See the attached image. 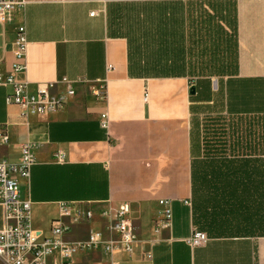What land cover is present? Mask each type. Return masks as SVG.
<instances>
[{"label":"crops","instance_id":"0c3cea01","mask_svg":"<svg viewBox=\"0 0 264 264\" xmlns=\"http://www.w3.org/2000/svg\"><path fill=\"white\" fill-rule=\"evenodd\" d=\"M18 26L25 30L26 68L13 72ZM160 62L179 73H129V66ZM9 74L27 93L55 83L51 92L66 94L61 79L74 81L73 95L57 110L25 116L5 101L12 85L0 83V157L18 163L27 143L35 156L28 177L16 174L33 229L47 235L69 204L92 217L76 223L61 217L64 241L86 240L93 231L115 238L106 230L111 219L100 212L129 204L131 250H78L70 264H264V209L257 232L207 233L209 240L195 247L186 242L198 229L191 164L250 160L251 188L263 189L264 133L247 141L236 123H222L221 132L199 139L194 115L218 92L223 121L251 115L264 123V0H27L0 24L1 81ZM196 83H207V98L193 99ZM100 84L104 98L92 91ZM1 219L0 207V226Z\"/></svg>","mask_w":264,"mask_h":264},{"label":"built area","instance_id":"2783aa9c","mask_svg":"<svg viewBox=\"0 0 264 264\" xmlns=\"http://www.w3.org/2000/svg\"><path fill=\"white\" fill-rule=\"evenodd\" d=\"M26 2L27 0H0V24L10 21L13 12L23 8ZM16 30L17 36L14 44L16 63L12 66V71L21 72L26 68L25 63L20 60L24 57L27 41L24 27L18 26ZM60 82L64 84L66 94L55 95L51 92L55 83L41 84L34 92L27 93L24 85L16 83L11 74L5 77L4 82L0 79V83L11 84L13 88L7 93L6 103L17 105L22 110L23 116L30 112L42 113L57 110L62 106L67 97L74 93V81L63 78ZM92 91L99 98L105 96L104 86L101 84ZM146 98L147 93H145L144 100ZM6 140L7 135L3 133L2 141L6 142ZM19 157L18 163L9 162L0 157V207L2 208L0 264H70L72 255L78 250L100 249L108 255L119 250H131L136 234L131 219L128 217L129 204L127 202L100 212L102 217L111 219L106 230L114 232L115 238H104L100 231H93L86 240L64 241L63 234L68 231V226L61 217L69 218L74 223L92 217L90 211L77 207L72 209L69 204L62 205L61 217L50 222L47 235H41L34 230L29 216L30 201L23 196L22 188L16 178V174L28 177L30 166L35 162L32 146L29 143L20 147ZM163 215L169 219L168 209L163 211ZM208 240L209 236L206 231L194 228L186 242L195 247L204 245ZM112 264L116 262L112 261Z\"/></svg>","mask_w":264,"mask_h":264},{"label":"trees","instance_id":"16d2710c","mask_svg":"<svg viewBox=\"0 0 264 264\" xmlns=\"http://www.w3.org/2000/svg\"><path fill=\"white\" fill-rule=\"evenodd\" d=\"M129 63L134 55L128 52ZM130 74L163 76L178 74V68L160 62V66L133 69ZM223 155L221 149H217ZM250 160L232 163L226 159L194 167L191 164L192 215L195 226L208 234L257 232V212L264 209V162L261 163L262 191L251 188L255 174ZM246 171V172H245ZM255 193L257 196H255Z\"/></svg>","mask_w":264,"mask_h":264},{"label":"rangeland","instance_id":"374dc122","mask_svg":"<svg viewBox=\"0 0 264 264\" xmlns=\"http://www.w3.org/2000/svg\"><path fill=\"white\" fill-rule=\"evenodd\" d=\"M196 87L199 88L198 95L193 98L195 101H198L203 98H207L209 93L207 91V83H196ZM213 103L212 105H206L203 103H200L196 105L195 109V115H194V120H195V129H196V134L199 139L201 137H211L212 133L214 132H221L220 128H223L222 123H226L227 126L231 127V123L237 124L238 125V131L237 134L240 135L241 137L245 136V140L248 139V135H251V140L257 139L258 135L262 136L264 133V123L261 118H253L251 115L248 116H242L239 118V121L236 119L230 120L231 122L228 123V121H223L225 120L222 118L221 114H219L220 110V102H221V97L218 94V92H215V96L213 97ZM210 128L215 129L214 131L210 133ZM225 132L228 131V127L225 128ZM216 133V135H217ZM214 137H217L213 134ZM220 136V135H219ZM226 138L229 136L227 134L224 135ZM247 138V139H246ZM244 142V139H243ZM261 147V143H260ZM253 149V148H252ZM263 149V148H259Z\"/></svg>","mask_w":264,"mask_h":264},{"label":"water","instance_id":"95a60500","mask_svg":"<svg viewBox=\"0 0 264 264\" xmlns=\"http://www.w3.org/2000/svg\"><path fill=\"white\" fill-rule=\"evenodd\" d=\"M190 93L193 94L195 92V88L193 86H190Z\"/></svg>","mask_w":264,"mask_h":264}]
</instances>
